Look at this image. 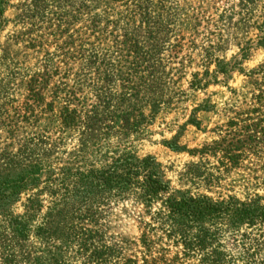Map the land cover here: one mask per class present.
I'll list each match as a JSON object with an SVG mask.
<instances>
[{
    "label": "rangeland",
    "instance_id": "1",
    "mask_svg": "<svg viewBox=\"0 0 264 264\" xmlns=\"http://www.w3.org/2000/svg\"><path fill=\"white\" fill-rule=\"evenodd\" d=\"M145 2L148 25L136 13L128 14L133 4H127L124 12L125 6L100 0L9 1L0 29V151L63 162L74 154L79 139L86 141V148L92 142L120 144L136 157L151 155L169 192L212 198L234 195L240 200L264 194V150L260 157L244 156L231 168L222 166L219 154L188 153L226 135L219 132L229 128L225 123L232 111L244 108L242 96H248L250 72L264 63V47L257 42L264 31V0ZM93 14L100 28L96 35L86 28ZM124 41H133L138 51L148 53L138 67L132 68L122 50ZM78 45L84 51L76 55ZM65 51L67 57L72 54L68 60ZM90 53L95 58H88ZM126 74L134 76L143 92L134 95L126 88L119 78ZM193 74L200 80L198 88L190 86ZM58 81L66 87L75 85L86 107L92 106L101 121L89 135L57 130L58 103L51 110L44 103L50 101L48 90ZM100 94L105 104L96 99ZM152 103H159L154 115ZM126 108L132 118L143 113L136 132L122 135L126 128L103 129L111 122L100 117L111 114L120 123L109 112ZM188 119L198 124L187 123ZM171 142L180 149L171 150L167 146ZM157 208L158 203L145 207L132 195L112 199L99 227L108 242L123 243L125 253H131L139 249L134 243ZM260 229L264 233V225ZM248 230L242 224L220 238L226 261L221 264H240V247L230 233L238 237ZM155 247L180 256V246L171 241L162 239ZM248 251L262 264L264 245ZM200 255L185 257L182 264H198Z\"/></svg>",
    "mask_w": 264,
    "mask_h": 264
},
{
    "label": "trees",
    "instance_id": "2",
    "mask_svg": "<svg viewBox=\"0 0 264 264\" xmlns=\"http://www.w3.org/2000/svg\"><path fill=\"white\" fill-rule=\"evenodd\" d=\"M9 1L0 0V29L6 21L3 11ZM100 1L123 5L124 12L127 4H133L132 13L128 14L136 13L148 25L145 0L144 3L143 0ZM86 28L94 35L98 33L96 14ZM257 42L264 47V31ZM121 44L125 55L131 59L132 68L138 67L148 56L146 51H138L133 41ZM78 46L76 55L82 50ZM66 53L63 52V57L68 60L72 54L67 57ZM87 57L93 59L95 55L90 53ZM220 70L225 72L224 67ZM250 75L248 96H242L244 108L232 111L225 123L229 128L219 132L226 135L190 149V155L219 154L224 168L237 166L246 155L261 156L264 150V63ZM133 77L126 74L119 78L136 95L137 91L143 92V88L137 86ZM192 77L190 86L200 87V80L194 74ZM65 85L60 81L52 85L48 90L50 101L44 105L51 110L54 102L58 103L59 132L70 136L74 133L89 135L96 130L95 122L101 121L96 119L92 106L87 108L88 104L77 94L79 89ZM35 96L42 97L37 92ZM102 98L103 95H96V99L105 104ZM150 106L154 115L159 103ZM128 108L109 112L122 123L112 120L111 114L100 117L111 122V125H103V129L126 128L125 133L120 132L122 135L136 132L143 113L138 112L132 118ZM187 123L198 124L195 119H188ZM229 134L230 139H226ZM86 144L79 139L74 154L63 162L29 159L21 152L0 151V264H182L185 257L199 254L202 255L196 259L198 264H221L226 261L218 241L226 231H236L242 224L249 229L247 232L238 237L230 233V239L234 244L236 239L240 247V264H261L252 259L255 253L248 250L264 245V233L260 229L264 225V194L240 200L234 195L212 198L205 194L169 192L168 183L151 155L136 157L127 146L120 144L109 147L92 142L90 148H86ZM167 146L171 150L180 149L173 142ZM128 195L140 199L145 207L158 203L134 243L139 249L131 253H125L123 243L108 242L99 227L110 201ZM162 239L178 244L180 256L177 253L170 256L166 248H156Z\"/></svg>",
    "mask_w": 264,
    "mask_h": 264
}]
</instances>
